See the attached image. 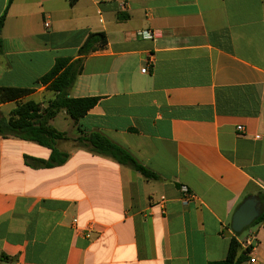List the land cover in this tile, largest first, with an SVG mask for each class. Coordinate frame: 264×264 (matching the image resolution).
I'll list each match as a JSON object with an SVG mask.
<instances>
[{"label": "crops", "instance_id": "obj_1", "mask_svg": "<svg viewBox=\"0 0 264 264\" xmlns=\"http://www.w3.org/2000/svg\"><path fill=\"white\" fill-rule=\"evenodd\" d=\"M3 15L0 88L29 93L0 103V120L50 98L39 79L103 32L67 94L97 104L49 125L98 133L157 179L71 142L58 144L63 165L38 168L49 149L0 137V264H210L249 233L257 246L240 247V264H264V220L243 237L231 228L247 198L264 212V0H0ZM90 223L88 240L78 230Z\"/></svg>", "mask_w": 264, "mask_h": 264}, {"label": "trees", "instance_id": "obj_2", "mask_svg": "<svg viewBox=\"0 0 264 264\" xmlns=\"http://www.w3.org/2000/svg\"><path fill=\"white\" fill-rule=\"evenodd\" d=\"M77 1L69 0V5L72 6ZM4 18V15L0 18V31ZM106 44L107 38L103 32L90 33L78 50V59H56L50 71L39 79V83L46 86V90L53 97L46 110L43 113H38L37 108L39 106L33 101L17 104L16 108L10 112L8 119L0 120V137H13L30 141L49 149L51 153L48 160H33L38 168H53L63 165L68 159V154L59 151L58 144L71 142L75 148H84L91 153L107 157L136 172L147 181L156 180L157 176L152 171L145 168L126 150L112 143L106 137L92 132L76 139H69L65 133L59 132L49 125V121L61 111H65L66 115L76 122L97 104L96 98L73 99L69 98L67 94L82 72L83 59L91 53L102 50ZM1 47L2 40L0 38V53ZM28 93L26 90L0 88V103L18 100ZM263 220L264 212L252 225ZM239 251V243L232 238L225 260L210 264H240L242 257L238 256ZM244 253L247 254L248 252L244 251ZM2 259L3 257H1Z\"/></svg>", "mask_w": 264, "mask_h": 264}, {"label": "built area", "instance_id": "obj_3", "mask_svg": "<svg viewBox=\"0 0 264 264\" xmlns=\"http://www.w3.org/2000/svg\"><path fill=\"white\" fill-rule=\"evenodd\" d=\"M136 36L141 38L142 40H153L155 38V35L148 30H141L136 33ZM151 61H148V65ZM142 73H147L148 72V66L146 65L144 69L141 70ZM241 127H237L238 131H241ZM179 193H180V198H181V204L183 206L188 205L190 202L193 201L194 197L190 193L187 187L181 186L179 188ZM84 235V237L88 240L92 239V234H95L96 236L99 235V231L93 224H88L85 227L79 229ZM240 247L243 248L244 251H247L248 253H251L255 247L257 246V240H256V235L254 233H249L246 238L244 239L243 242L239 243ZM247 253V254H248ZM249 262L251 264L255 263V259L250 258Z\"/></svg>", "mask_w": 264, "mask_h": 264}, {"label": "water", "instance_id": "obj_4", "mask_svg": "<svg viewBox=\"0 0 264 264\" xmlns=\"http://www.w3.org/2000/svg\"><path fill=\"white\" fill-rule=\"evenodd\" d=\"M261 209L258 201L254 198H247L235 211L231 228L235 234H241L250 227L260 216Z\"/></svg>", "mask_w": 264, "mask_h": 264}, {"label": "rangeland", "instance_id": "obj_5", "mask_svg": "<svg viewBox=\"0 0 264 264\" xmlns=\"http://www.w3.org/2000/svg\"><path fill=\"white\" fill-rule=\"evenodd\" d=\"M52 94H51V97L49 98V97H46L45 99H41V100H36V101H33V100H28V101H33L35 104H37L39 107L37 108L38 109V113L39 112H44V110H46V108H47V106H48V103L52 100ZM25 102H27V101H24V102H22V101H20V103H17V104H21V103H25ZM17 104L15 105V107L14 108H16V106H17ZM13 108V109H14ZM12 109V110H13ZM11 110V111H12ZM10 111V112H11ZM10 112H9V115H8V113H6V115L8 116V118H9V116H10ZM61 120V119H60ZM70 144H67V147L68 148H70ZM255 225H253V226H250L251 228H253ZM245 233H246V231H243L241 234H239L241 237H243V236H245Z\"/></svg>", "mask_w": 264, "mask_h": 264}]
</instances>
